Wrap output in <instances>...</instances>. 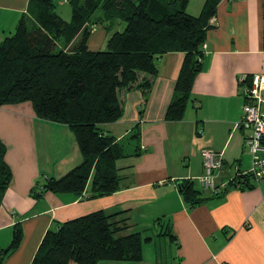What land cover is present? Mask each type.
Listing matches in <instances>:
<instances>
[{
	"label": "crops",
	"instance_id": "obj_1",
	"mask_svg": "<svg viewBox=\"0 0 264 264\" xmlns=\"http://www.w3.org/2000/svg\"><path fill=\"white\" fill-rule=\"evenodd\" d=\"M204 2L189 0L187 10L197 14ZM34 12L32 0H0V43L15 32L23 16ZM59 14L70 20L71 8ZM215 18L207 31L203 69L195 78L191 107L182 120H167L165 113L183 52H169L158 60L147 101L139 88L121 91L123 116L102 128L117 141L128 140L127 153L140 149L119 161L126 167L121 172L123 186L112 195L88 199L47 192L38 203L40 209L32 212L29 192L41 173L60 177L80 164L82 155L69 127L38 118L31 103L0 106V138L7 145L6 161L12 169L7 194L15 199L14 205L5 196L0 207V248L12 241L18 222L13 216L22 215L24 226L21 243L6 255L4 264H31L55 221L97 210L122 212L117 218H127L128 230H137L132 232L160 229L156 236L144 237L151 240L144 242V257L138 264H264V180L252 177L251 188L231 183L233 179L237 183L235 178L247 172L252 162L245 147L248 131L238 123L245 102L243 84H250L253 74L264 73V0H221ZM123 27L122 21L112 30L98 24L89 37V49L101 50L111 33ZM38 127L46 130L51 141L42 143L43 138L36 136ZM135 128L140 134L132 148ZM205 149L223 154L217 194L198 181L205 174ZM185 181H195L205 200L190 206L181 193ZM167 230L175 241L164 235ZM153 243L155 258L148 261L145 247ZM163 243L171 249L170 258L164 257Z\"/></svg>",
	"mask_w": 264,
	"mask_h": 264
},
{
	"label": "trees",
	"instance_id": "obj_2",
	"mask_svg": "<svg viewBox=\"0 0 264 264\" xmlns=\"http://www.w3.org/2000/svg\"><path fill=\"white\" fill-rule=\"evenodd\" d=\"M32 1L35 20L23 16L15 32L0 43V106L29 102L38 118L68 126L82 161L60 177L44 175L40 190H36L37 180L30 193L38 201L47 192L88 199L112 195L123 186L121 172L126 167L119 161L137 155L140 149L138 146L127 153L123 143L102 128L123 116L121 91L139 88L147 101L158 60L169 52H183L173 98L165 113L167 120H182L195 78L203 69L202 45L212 27L210 19L221 0H205L198 15L187 12L189 0H69L70 20L56 11V0ZM117 21L125 27L111 33L106 48L89 49L94 23L112 30ZM139 134L135 128L131 138L138 140ZM6 154L7 145L0 138V207L12 179ZM235 179L237 183L234 179L231 183L242 188L253 186L250 174ZM181 193L190 206L205 200L195 181L182 182ZM121 213L97 210L56 221L55 228L45 233L31 264L141 262L144 241L151 237L143 238L141 232L124 234L130 225L127 218H117ZM164 235L176 240L168 230ZM22 238L19 219L7 254ZM4 250L0 248V264L7 255Z\"/></svg>",
	"mask_w": 264,
	"mask_h": 264
},
{
	"label": "built area",
	"instance_id": "obj_3",
	"mask_svg": "<svg viewBox=\"0 0 264 264\" xmlns=\"http://www.w3.org/2000/svg\"><path fill=\"white\" fill-rule=\"evenodd\" d=\"M216 23L215 16L210 19V24ZM206 49V43L202 45ZM246 78L243 77V80ZM264 73H255L251 76L250 84H243L242 93L245 99L242 117L238 125L245 128L248 134L245 138V147L252 157L250 169L242 174H250L257 181L264 180V112L261 103L264 101ZM205 174L198 181L204 189H209L217 194V172L223 164V154L211 149L202 152Z\"/></svg>",
	"mask_w": 264,
	"mask_h": 264
},
{
	"label": "rangeland",
	"instance_id": "obj_4",
	"mask_svg": "<svg viewBox=\"0 0 264 264\" xmlns=\"http://www.w3.org/2000/svg\"><path fill=\"white\" fill-rule=\"evenodd\" d=\"M62 2V3H61ZM56 11L57 12H61V13H63V11H65V10H68L69 8H71L70 7V5H69V0H56ZM187 12H189L188 10H187ZM201 12V10H199L198 12H197V14L195 13V14H193V15H198L199 13ZM190 13V12H189ZM34 17H35V15L34 14H31V17L29 16V19H30V21H33L34 20ZM98 24H100V23H94V25L92 26V31L93 30H95L96 28H97V25ZM103 25V24H102ZM123 25H125V23L123 22ZM122 29H124V27L122 28ZM106 48V46L104 45L103 46V48L101 49V50H103V49H105ZM191 107V103H190V101L188 102V106H187V111H189V108ZM36 136H39L40 137V139L41 138H43L41 141H42V143L43 144H46L47 142H49V141H51V139L52 138H50V139H47L48 138V136H49V134L46 132V130L44 129V128H40V127H38V129H36ZM125 142V141H124ZM127 142H128V140L125 142V143H123V145L125 146V149H126V146L128 145L127 144ZM133 143L135 144V146H133L132 148H135L136 147V145H138V142L136 141V139L133 141ZM70 152H71V150H70ZM45 173H41V175L39 176V178H38V182H37V186H36V190H40L39 188H38V186H41L42 184H43V182H44V179H45ZM29 195H30V198H31V201L30 202H32L31 203V210H32V212H36V211H38L39 209H40V207L38 206V203H40V202H42L44 199H42V200H40V201H38V199L35 197V196H33V194L32 193H30L29 192ZM5 196H6V199H7V201H8V203H13L14 205H15V199H13L14 198V196L11 194V193H8L7 194V191L5 192V194L3 195V199H2V203L4 202V199H5ZM19 205L21 206V203H19ZM29 205H30V203H29ZM29 205H28V207H29ZM20 206H18V207H20ZM11 207H13V205L11 206ZM20 209H22L21 207H20ZM20 215H21V212H20ZM22 217V215L20 216V217H14L13 216V218L17 221V220H19L20 218ZM168 220V219H167ZM167 220H165V222H166V225H167ZM146 222H144V224H145ZM55 226H56V221H55V223L53 224V226H52V229H54L55 228ZM134 228V227H133ZM22 229H23V232H24V226H23V224H22ZM160 229L158 228V227H155V226H153V228H152V230L151 231H148V230H146L145 232H142L143 234V238L144 237H146V236H150V235H154V236H156L157 234H158V231H159ZM132 231H137V230H133L132 228L130 229V230H128L127 232H124V234H127V233H131ZM13 232H14V228H13V230H12V236H13ZM145 242V241H144ZM146 246V245H145ZM159 246V245H158ZM172 246H173V249H175V244H172ZM7 247V246H6ZM5 247V248H6ZM161 248H162V250H163V254H164V257L165 258H170V254H171V249L169 248V246H168V244L167 243H163L162 244V246H161ZM155 250H156V248H155V244L153 243V244H150V245H147V247H145V256H146V258H147V260L148 261H150V260H152L153 258H155L154 257V255H155ZM157 250H158V247H157ZM138 264L137 262H129V261H100V263L99 264Z\"/></svg>",
	"mask_w": 264,
	"mask_h": 264
},
{
	"label": "water",
	"instance_id": "obj_5",
	"mask_svg": "<svg viewBox=\"0 0 264 264\" xmlns=\"http://www.w3.org/2000/svg\"><path fill=\"white\" fill-rule=\"evenodd\" d=\"M12 248V242L5 248L4 253L7 254Z\"/></svg>",
	"mask_w": 264,
	"mask_h": 264
}]
</instances>
